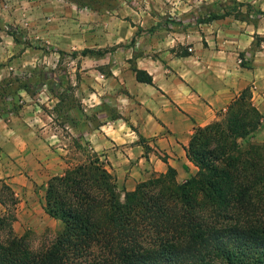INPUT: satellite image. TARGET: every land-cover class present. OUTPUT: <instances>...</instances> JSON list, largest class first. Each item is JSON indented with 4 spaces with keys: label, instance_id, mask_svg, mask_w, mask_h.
<instances>
[{
    "label": "crops",
    "instance_id": "1",
    "mask_svg": "<svg viewBox=\"0 0 264 264\" xmlns=\"http://www.w3.org/2000/svg\"><path fill=\"white\" fill-rule=\"evenodd\" d=\"M233 2L257 0H123L141 9L117 11L125 31L113 29L109 44L88 49L116 47L103 58L81 57L82 83L96 89L84 114L57 116L54 105L45 110L21 94L17 113L0 118V216H12L13 230L36 211L46 215L38 188L88 157L104 164L121 194L168 167L185 181L197 171L186 156L195 130L222 119L245 88L262 116L251 141L264 143V19ZM132 67L153 83L138 82Z\"/></svg>",
    "mask_w": 264,
    "mask_h": 264
},
{
    "label": "trees",
    "instance_id": "2",
    "mask_svg": "<svg viewBox=\"0 0 264 264\" xmlns=\"http://www.w3.org/2000/svg\"><path fill=\"white\" fill-rule=\"evenodd\" d=\"M65 1L100 12L119 0ZM229 14L210 13L199 22ZM9 35L19 43L15 32ZM107 52L84 49L73 56ZM132 71L138 82L153 83L145 71ZM15 81L29 92L28 83ZM11 84L0 85V118L20 108L5 100ZM261 118L245 88L222 119L195 130L186 156L197 171L183 182L168 167L121 194L97 157L49 178L43 210L61 222L55 241L35 253L25 235L14 233L12 216H0V264H264V143L251 141Z\"/></svg>",
    "mask_w": 264,
    "mask_h": 264
},
{
    "label": "rangeland",
    "instance_id": "3",
    "mask_svg": "<svg viewBox=\"0 0 264 264\" xmlns=\"http://www.w3.org/2000/svg\"><path fill=\"white\" fill-rule=\"evenodd\" d=\"M26 1L0 0V85L12 82L5 100L15 101L21 106V94H27L45 110L54 105L57 116L63 114L70 118V115L84 114L83 110L90 107L91 95L96 89L90 83H82L81 73L86 65L81 64V56H73V53L79 54L93 45L109 44L113 29L119 33L125 31L124 23L120 20L124 13L116 12L127 7L140 10V5L119 0L112 10L103 8L100 12H93L65 0H30L32 4L29 8L25 7ZM244 10L254 14L256 20H263L264 0H257L250 9L244 7ZM238 14L236 17L239 19H247L246 15ZM9 31L15 32L20 38L19 43L14 42ZM125 42L127 44L128 40ZM122 46V43L117 45ZM115 47L107 45L92 50L109 51ZM60 48L66 50L64 55L56 52ZM99 77L104 78L103 75ZM15 79L28 83L29 92L18 90L19 83ZM14 113L17 111L4 112L2 117ZM70 119L73 120L72 117ZM84 156L88 155L85 153ZM3 186L6 193L7 186ZM45 188H38L42 189L43 196ZM5 193L4 197L9 199ZM43 204L44 201L42 208ZM8 209L11 211L10 207ZM15 229L17 231H13L17 236H26L33 252L40 253L55 241L61 230V222L36 211L30 223L25 226L21 223ZM4 237L1 235L0 238Z\"/></svg>",
    "mask_w": 264,
    "mask_h": 264
},
{
    "label": "built area",
    "instance_id": "4",
    "mask_svg": "<svg viewBox=\"0 0 264 264\" xmlns=\"http://www.w3.org/2000/svg\"><path fill=\"white\" fill-rule=\"evenodd\" d=\"M243 61H244V60L240 58V59L238 60V63L241 64V63H243Z\"/></svg>",
    "mask_w": 264,
    "mask_h": 264
}]
</instances>
